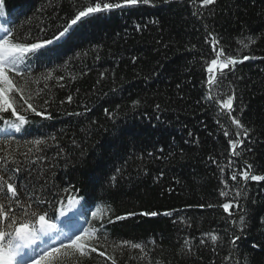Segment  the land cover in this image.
Here are the masks:
<instances>
[{
	"label": "trees",
	"instance_id": "1",
	"mask_svg": "<svg viewBox=\"0 0 264 264\" xmlns=\"http://www.w3.org/2000/svg\"><path fill=\"white\" fill-rule=\"evenodd\" d=\"M90 2L5 0L0 24L13 30L17 42L51 39L77 6ZM208 32L226 54L255 59L225 69L217 84L207 85L205 61L215 58L205 42ZM24 67L31 69L29 91L39 93L33 103L52 118L29 112L19 131L0 121V158L7 160L0 159V170L14 175L22 201H45L37 210L54 220L61 205L78 197L83 229L136 213L105 224L110 243L128 240L144 248L109 247L117 264H264V181L230 179L244 162L253 165L252 174L264 175V0H216L209 6L154 0L94 14L28 54ZM233 90L232 115L251 129L239 157L228 144L235 137L223 134L235 128L227 110L207 99L209 92L226 98ZM36 140L44 143L35 145ZM16 168L21 171L14 173ZM235 188L242 191L247 215L234 246L240 212L230 208L229 216L222 205ZM222 189L227 197L220 196ZM145 211L161 215H141ZM64 264L80 262L69 254ZM82 264L105 262L93 253Z\"/></svg>",
	"mask_w": 264,
	"mask_h": 264
},
{
	"label": "snow or ice",
	"instance_id": "2",
	"mask_svg": "<svg viewBox=\"0 0 264 264\" xmlns=\"http://www.w3.org/2000/svg\"><path fill=\"white\" fill-rule=\"evenodd\" d=\"M153 2L154 0H118V2L93 0V2L87 3L86 6H77L74 15L66 22L62 30L58 32V35H54L51 39H43L34 43L17 42L18 37L14 34L13 30L0 25V121L19 131L21 126L29 122L27 118V113L29 112L42 116L45 119L52 118L50 113L38 111L33 103L34 99L39 96V93L34 95L28 89L31 69L30 67H24V61L28 54L35 53L37 50L51 45L54 40L65 37L72 26L78 22H82V18L140 4L148 5ZM200 2L203 6H209L214 5L216 0H200ZM4 3L5 0H0V16L5 15ZM136 27L139 30L140 25ZM248 40L249 43H255L251 37ZM205 42L210 45L211 53L215 57L205 61L208 73L206 83L208 85L217 84L219 79L225 76V69L232 71L238 63L255 59V57L243 55L242 59L238 60L235 55L226 54L225 49L220 46L219 38L213 32L207 33ZM243 47L247 49L249 44H243ZM207 99L217 103L222 110H227V115L235 128L231 134L226 129L223 134L226 137L230 135L235 137L229 139L228 144L232 150V156L239 157L241 153L237 149L244 145L245 140L249 138L251 129L245 127L239 117L232 115L233 102L236 99L235 91L233 90L226 98H215L209 92ZM67 101L69 103L72 102L71 95L67 97ZM44 103L47 104L48 101L45 100ZM6 115L14 117V119H5ZM33 143L41 145L44 142L36 140ZM4 162L7 164L6 159H4ZM228 168H233L231 161L228 164ZM252 168V164L244 162V168L239 170L233 169L230 179L237 181L238 177H240L245 184L248 181H264V175L252 174ZM13 171L14 173H18L21 169L16 168ZM220 171L223 172L224 167H220ZM223 183L224 188H227V182ZM232 191L234 192L232 200L224 203L222 207L226 212H229V216L232 215L229 211L230 208H235L240 212L238 218L240 235L234 234L230 240V243L235 246L245 230L247 210L240 204L241 189L235 188ZM21 195H24V193L18 191L14 175H7L5 170H0V264H64L65 258L69 254L76 257L80 264H82L83 260L91 258L93 253H96L100 258H104L105 264L108 261L111 264H117L115 255L108 254L109 247L115 250L127 247L130 244L131 248L144 252V248L140 243H131L128 240L121 241L120 243H110L108 240L105 224L125 220L129 216L136 215L134 212H129L127 215H117L114 219L112 217H108L106 220L100 219L99 227L92 226L85 228L80 230L78 234L73 233L69 236L63 230L57 231V225L49 217L47 211L37 210L39 209V205L45 203V201L37 200L35 197L22 201L20 199ZM228 195V191L223 189L220 191V196L227 197ZM4 200L7 203H4ZM33 201L36 208L33 207ZM77 203H79L77 199L70 198L69 207ZM200 207H203V205H200ZM208 207H212V205H208ZM59 211L60 215L63 216L67 208L61 205ZM17 212L20 214L18 215ZM162 214L172 216L173 213L165 211ZM141 215L155 217L161 215V213L145 211ZM92 216L94 220L98 219L97 212H93ZM233 223H237V221H233ZM204 235L209 237L213 242L218 240L215 234L205 233ZM60 237H64V239H60ZM57 240H59L58 244L56 243ZM203 242L202 240L201 243ZM152 243H155V241ZM184 245L188 246L190 250L189 240L186 239Z\"/></svg>",
	"mask_w": 264,
	"mask_h": 264
},
{
	"label": "water",
	"instance_id": "3",
	"mask_svg": "<svg viewBox=\"0 0 264 264\" xmlns=\"http://www.w3.org/2000/svg\"><path fill=\"white\" fill-rule=\"evenodd\" d=\"M208 85V84H207ZM221 111L224 113V110L221 109Z\"/></svg>",
	"mask_w": 264,
	"mask_h": 264
}]
</instances>
